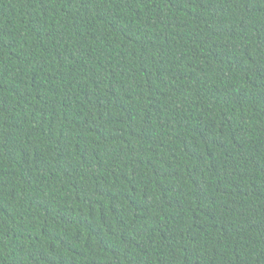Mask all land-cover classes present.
Wrapping results in <instances>:
<instances>
[{
    "label": "trees",
    "instance_id": "1",
    "mask_svg": "<svg viewBox=\"0 0 264 264\" xmlns=\"http://www.w3.org/2000/svg\"><path fill=\"white\" fill-rule=\"evenodd\" d=\"M0 264H264V0H0Z\"/></svg>",
    "mask_w": 264,
    "mask_h": 264
}]
</instances>
